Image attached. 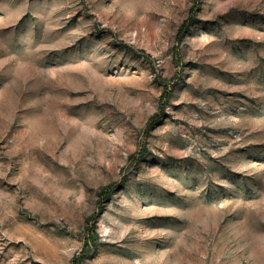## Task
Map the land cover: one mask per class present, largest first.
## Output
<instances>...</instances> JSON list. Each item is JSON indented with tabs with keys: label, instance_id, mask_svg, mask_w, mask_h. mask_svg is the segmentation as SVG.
<instances>
[{
	"label": "rangeland",
	"instance_id": "obj_1",
	"mask_svg": "<svg viewBox=\"0 0 264 264\" xmlns=\"http://www.w3.org/2000/svg\"><path fill=\"white\" fill-rule=\"evenodd\" d=\"M264 264V0H0V264Z\"/></svg>",
	"mask_w": 264,
	"mask_h": 264
},
{
	"label": "trees",
	"instance_id": "obj_2",
	"mask_svg": "<svg viewBox=\"0 0 264 264\" xmlns=\"http://www.w3.org/2000/svg\"><path fill=\"white\" fill-rule=\"evenodd\" d=\"M76 264H78V260H76Z\"/></svg>",
	"mask_w": 264,
	"mask_h": 264
}]
</instances>
